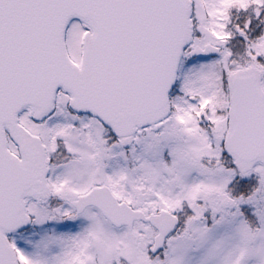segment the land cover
<instances>
[{
    "label": "snow or ice",
    "instance_id": "1",
    "mask_svg": "<svg viewBox=\"0 0 264 264\" xmlns=\"http://www.w3.org/2000/svg\"><path fill=\"white\" fill-rule=\"evenodd\" d=\"M0 264H264V0H0Z\"/></svg>",
    "mask_w": 264,
    "mask_h": 264
}]
</instances>
